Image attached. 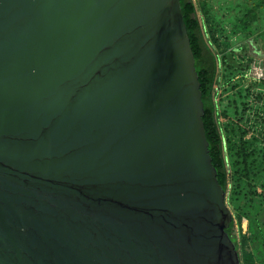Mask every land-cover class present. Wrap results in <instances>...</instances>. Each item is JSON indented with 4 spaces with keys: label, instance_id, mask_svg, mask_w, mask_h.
<instances>
[{
    "label": "water",
    "instance_id": "water-1",
    "mask_svg": "<svg viewBox=\"0 0 264 264\" xmlns=\"http://www.w3.org/2000/svg\"><path fill=\"white\" fill-rule=\"evenodd\" d=\"M181 0H0V264H241Z\"/></svg>",
    "mask_w": 264,
    "mask_h": 264
},
{
    "label": "rangeland",
    "instance_id": "rangeland-1",
    "mask_svg": "<svg viewBox=\"0 0 264 264\" xmlns=\"http://www.w3.org/2000/svg\"><path fill=\"white\" fill-rule=\"evenodd\" d=\"M194 1L203 38L217 65L213 98L228 175L226 203L234 220L232 236L240 254H252L253 264H264V232H260L264 225V166L250 181L237 179L229 142L230 136L238 139L247 132L244 138H256L252 149L264 164V0ZM254 44L263 48L260 55ZM251 191L261 196L245 211V194ZM255 209L253 218L242 214Z\"/></svg>",
    "mask_w": 264,
    "mask_h": 264
},
{
    "label": "trees",
    "instance_id": "trees-1",
    "mask_svg": "<svg viewBox=\"0 0 264 264\" xmlns=\"http://www.w3.org/2000/svg\"><path fill=\"white\" fill-rule=\"evenodd\" d=\"M184 19L187 25L191 46L196 59V68L199 74L201 82V90L203 93V102L205 108V115L203 121L205 124L206 136L209 141L210 154L212 156V161L217 169L218 180L223 188L227 191L228 175L226 171V163L223 156L222 148V135L219 130V124L216 119L215 114V102L213 98L214 84L216 78L217 65L213 52L208 47L202 34L201 23L197 15V6L194 0H181ZM234 132V129L231 130ZM247 132H243L241 137L238 139H233L231 136L229 142L231 144V156L234 159L233 162V173L234 176L239 180L250 181L253 175H256L260 169V166H264L261 158L258 156L256 150L253 151V145L256 142V138L245 139ZM233 135V133H232ZM259 157V158H258ZM261 193L257 191H251L245 194L246 205L244 210L249 207L254 206L257 197L261 196ZM248 202V203H247ZM249 207V208H250ZM243 210V215H247L250 218L256 213V209L252 210L250 214ZM234 225V220L232 221L230 227L227 229L228 234L231 236L232 240L236 244L237 241L234 236H232V228ZM263 228L260 232H264ZM264 242V235L262 236ZM241 264H253L251 260L253 258L252 254L242 252L240 254Z\"/></svg>",
    "mask_w": 264,
    "mask_h": 264
},
{
    "label": "crops",
    "instance_id": "crops-1",
    "mask_svg": "<svg viewBox=\"0 0 264 264\" xmlns=\"http://www.w3.org/2000/svg\"><path fill=\"white\" fill-rule=\"evenodd\" d=\"M244 21H245L244 24H246V17H244ZM244 30H246V27L244 28ZM248 35H251V34H248ZM253 47H254V50L257 52L256 53L257 55H260L261 54V51H263V48L261 47V45L254 44Z\"/></svg>",
    "mask_w": 264,
    "mask_h": 264
}]
</instances>
